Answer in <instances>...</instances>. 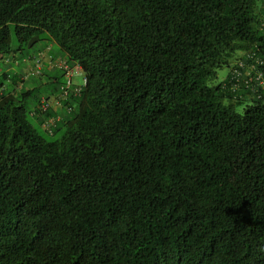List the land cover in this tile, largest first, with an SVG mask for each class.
<instances>
[{
	"label": "trees",
	"instance_id": "16d2710c",
	"mask_svg": "<svg viewBox=\"0 0 264 264\" xmlns=\"http://www.w3.org/2000/svg\"><path fill=\"white\" fill-rule=\"evenodd\" d=\"M263 16L264 0H0V64L12 25L18 58L52 42L86 78L42 129L55 139L29 118L54 114L36 85L0 97V264H264V97L209 84L236 52L264 56Z\"/></svg>",
	"mask_w": 264,
	"mask_h": 264
},
{
	"label": "built area",
	"instance_id": "2783aa9c",
	"mask_svg": "<svg viewBox=\"0 0 264 264\" xmlns=\"http://www.w3.org/2000/svg\"><path fill=\"white\" fill-rule=\"evenodd\" d=\"M261 27H264V16L261 19ZM43 56H35L33 60V68L31 72H38ZM49 63H53L67 69L65 60H56ZM66 82L61 87V94L59 98H64L71 90V71L66 72ZM222 87L229 89L230 91H239L241 88L248 91L252 96L256 98L264 97V56L256 55L253 51H243L241 55L233 62L227 79L222 83ZM73 92H78L79 88H73ZM58 103V99L53 100ZM52 102L49 100H42L39 109L46 110ZM56 119L54 117L47 118L43 125L45 129L51 133L52 127L55 125Z\"/></svg>",
	"mask_w": 264,
	"mask_h": 264
},
{
	"label": "clouds",
	"instance_id": "9594fccd",
	"mask_svg": "<svg viewBox=\"0 0 264 264\" xmlns=\"http://www.w3.org/2000/svg\"><path fill=\"white\" fill-rule=\"evenodd\" d=\"M241 52H243V51H238V52H236L238 56L235 55V56H237V57H236V58L234 57L233 62L235 61V59H237V58L241 55ZM38 55H42V56H43V59H42V62H41V66H40L38 72H31V69L33 68V60H32V59H33L35 56H38ZM38 55H33V56H29V55H28V56H26V57L20 59V58H18V56L14 55V54H12V55L7 54V55L2 56L1 60H2V62H5V63H13V64H14V63H15V64H19L20 62H23L24 67H23V72H22V74H21V79L19 80V82H20V83H19V84H20L19 89H21L22 83H23L26 79H29L31 75H36V76H38V77H40V78H41L42 76H46V75H43V74H44V72H43V71H44V68H47V69H50V70H56V71H59V72H60V75L62 74L64 80H62L61 83H58V87H57L56 92L53 93V94H51V92H48L47 94H42L41 97L39 98V102H38V106H37V107H38V113H43V112H45L46 110H51V111L54 112V114L44 117V118L42 119V122H41V128H42L45 132H47V133H49V134H52V130H53V128L55 127L57 121L60 120V115L55 113V112L57 111L56 109H61V108H63V102L66 101L70 96H78V95L80 94L82 88L84 87V85H85V83H86V78H85V75H84L82 69H81V68H80V69L78 68V67H80V66H79V65H76V64H75V65H71V64L69 63L68 57H67L65 54H63V55H57V56H53V55L50 54V52H49V48H45V50L40 51V52L38 53ZM49 60H50L51 62H54V61H56V60H65V63H66V65H67V69H64V68H62V67H59L58 65H55V64H53V63H49ZM233 62H231V63L229 64V70H228V73H227L226 76L220 81L221 83H223V82L227 79L228 74H229V71H230V68H231ZM77 66H78V67H77ZM67 71H71V75H70V80H71V83H72V85H71V90L69 91V93H68L64 98H59V95L61 94V87H62V86L65 84V82H66V75H67L66 72H67ZM74 75H78V76L81 77V82H80V83H77V82H74V81H73V78H72V77H73ZM56 77H57V76H56ZM46 78H47V80H49L47 76H46ZM57 78H58V77H57ZM57 81H58V80H57ZM220 82H219V83H220ZM46 83H48V81H46ZM73 88H79V91L74 93L73 90H72ZM2 92H3V89H2V87L0 86V97L2 96V95H1ZM55 99H58V103H55V102L53 101V100H55ZM42 100H46V101L49 100V101L52 102V103L49 105V107H48L46 110H44V111H42V110L39 109V106H40V103H41ZM66 109H67V110H71V107H66ZM31 115L35 116V113H34V112H31ZM49 117H54V118L56 119L55 125L52 127L51 133L48 132V131L45 129L44 125H43L44 121H45L47 118H49Z\"/></svg>",
	"mask_w": 264,
	"mask_h": 264
},
{
	"label": "rangeland",
	"instance_id": "374dc122",
	"mask_svg": "<svg viewBox=\"0 0 264 264\" xmlns=\"http://www.w3.org/2000/svg\"><path fill=\"white\" fill-rule=\"evenodd\" d=\"M10 31H11V34H10V46H11V49L13 50V52L12 53H10V55H12V54H14V55H16V56H20V54H21V52L19 51V50H15V49H17L18 47H19V44H18V42H17V39H16V35H15V33H14V31H13V26L12 25H10ZM42 45V43L41 42H39V43H37L33 48H40V46ZM25 50H26V52H27V49H26V47H24L23 48V52L24 53H26L25 52ZM235 55H237V53H235ZM233 56V58L235 57H237V56ZM26 57V56H25ZM24 58V57H23ZM233 58L231 59V61L233 60ZM231 61H230V63H231ZM228 70H229V65H225V66H223L222 68H219L218 70H217V77L215 78V79H213V80H211L210 82H209V84H211V85H216V84H218L225 76H226V74L228 73ZM56 75H57V77H58V79L60 80V81H62V80H64L63 79V76L62 75H60V72L59 71H56V73H55ZM31 77H34V78H40V77H38V76H36V75H31L30 76V78ZM73 81L74 82H77V83H80L81 82V77L80 76H78V75H74L73 77ZM41 82H44V79L46 80V76H42L41 78ZM0 80H1V76H0ZM36 86H37V92H35V95H42V94H47L49 91H47V90H50V85H47V86H44V84H46V83H43V84H41L40 86L39 85H37L36 83H34ZM8 85V84H7ZM41 86H43V88L41 87ZM7 87V86H6ZM12 88H13V86L12 87H10L9 89H10V91L12 90ZM9 91V92H10ZM227 102V101H226ZM248 103H250V100L249 99H247V98H245V100H243L241 103H236L235 104V110L236 111H238V112H241L242 111V109H243V107L246 105V104H248ZM34 104H35V99H34V96H30V97H28L27 99H26V106H27V108L30 110H32L34 107ZM30 120H31V122L35 125V126H37V128H38V130H39V132L41 133V134H43L44 135V137L45 138H47V139H55V138H57V136H58V133H56V134H54V135H48V134H46L43 130H42V128L40 127V125L38 124V122H37V120H36V116H33V115H30Z\"/></svg>",
	"mask_w": 264,
	"mask_h": 264
},
{
	"label": "crops",
	"instance_id": "0c3cea01",
	"mask_svg": "<svg viewBox=\"0 0 264 264\" xmlns=\"http://www.w3.org/2000/svg\"><path fill=\"white\" fill-rule=\"evenodd\" d=\"M54 45L55 44L51 42V43H49L46 46V48H49L50 54H52L53 56L63 55L62 53L58 52V49H56V47H54ZM23 67H24L23 62H20L19 64L1 62V64H0V76H1L0 86L3 89L2 94L8 93L10 91L9 88L12 87V86H13V88L10 91L11 94H15V93H17L19 91V86H20L19 80L21 79V74L23 72ZM78 68L80 69V67H78ZM43 72H44L43 75H46L47 77L49 75H51L49 77H56L57 76L55 74L56 70H50V69L44 68ZM46 81H47V78H46V80L44 79V82H41L40 78L31 77L29 79H26L22 83L21 89L23 87H25L26 89H31L32 87H34V85H35L34 83H36L37 85L40 86L41 84L46 83ZM47 85H50V90H47V91L52 92V90H53L52 86L55 85L56 87H58V82H54L53 84H48V83L44 84V86H47ZM41 87L43 88V86H41ZM55 90H57V88ZM54 92H56V91H54ZM56 110H57V112H59V110H61V109H56Z\"/></svg>",
	"mask_w": 264,
	"mask_h": 264
}]
</instances>
